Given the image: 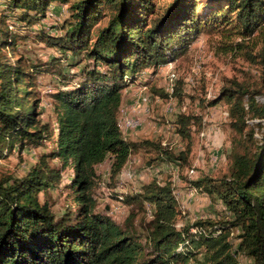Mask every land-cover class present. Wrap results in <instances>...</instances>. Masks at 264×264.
Here are the masks:
<instances>
[{"label": "trees", "instance_id": "1", "mask_svg": "<svg viewBox=\"0 0 264 264\" xmlns=\"http://www.w3.org/2000/svg\"><path fill=\"white\" fill-rule=\"evenodd\" d=\"M0 160L25 148H38L52 139L53 147L37 157L23 177L0 178V264H264V47L248 55L260 68L261 87L231 81L220 98L229 104V126L238 136L232 143L227 173L201 176L194 190L219 202L225 219L197 221L178 227L181 217L170 182L153 179L122 195L129 209L122 224L104 210L97 212L96 167L110 160L114 182L132 155L154 149L156 162L187 164L201 118L179 115L175 133L186 142L175 155L148 140L131 141L117 126L122 92L138 74L175 61L203 32L231 20L242 38L264 26V0H171L162 13L154 0H0ZM53 3L66 6L69 23L64 35L45 31L36 40L88 63L75 75L59 73L63 88L51 93L55 129L40 123L38 105L29 89L30 75L2 59L1 51L15 46L8 18L35 25ZM104 25L101 26V23ZM17 27V26H16ZM83 61V60H82ZM79 60L68 63L76 68ZM172 94H178L175 88ZM165 96V95H163ZM249 121H255L250 126ZM53 161L58 166H53ZM70 170L66 188L74 209L56 216L39 195L60 183ZM117 200V195H114ZM197 232L192 234L191 229ZM237 232L236 248L230 242ZM181 246V248H179Z\"/></svg>", "mask_w": 264, "mask_h": 264}, {"label": "rangeland", "instance_id": "2", "mask_svg": "<svg viewBox=\"0 0 264 264\" xmlns=\"http://www.w3.org/2000/svg\"><path fill=\"white\" fill-rule=\"evenodd\" d=\"M170 1L154 0L156 12L162 13ZM206 2L208 0H199L200 9H205ZM2 5L0 3V14H7L2 12L4 8ZM16 15L8 18V25L12 26L13 22L17 26L9 28V31L16 35L15 46L3 49L2 59L10 64L18 63L30 75L29 89L40 101L38 105L40 123L47 125L52 132L56 127V119L54 102L50 95L55 90L63 88L59 73L75 75L78 69L88 62L82 57L73 58L70 54L63 58L56 48L48 47L36 40L40 31L53 36L64 35L69 23L66 6L51 4L45 17L31 26L18 23ZM229 21L228 24H220L211 32L201 33L175 61L155 71L151 67L143 69L138 74L136 82L130 85L136 92L133 103L142 99L146 101L142 104L141 110L128 114L134 120L135 127L123 134L127 140L160 143L163 145L162 148H170L178 155L185 151L186 142L175 133L176 117L185 114L201 118V127L193 136L187 164L180 168L178 165L175 167L174 164L156 162L155 159L160 157L158 152L154 149H143L131 156L127 167L114 182H111L107 162L103 163L96 169L99 176L98 186L94 192L97 212L105 210L116 223L122 224L129 209L118 202L114 195L134 193L142 185L155 179L172 184L173 195L181 214L178 227L193 225L197 221L225 219L226 214L221 204L194 190L191 185V181L201 176L219 178L225 175L232 143L238 138L229 126V104L226 100H220L213 107L208 106V102L220 98L222 89L229 87L231 81L259 89L262 85L261 71L248 55H256L264 47V26L251 37L242 38L234 29L232 21ZM77 60L81 62L78 67L68 68V63ZM170 85L178 90V94H170L167 91ZM258 100L264 103L263 97H258ZM121 110L126 113V110ZM118 117L120 118V110ZM253 122L255 123L249 121L248 124L251 126ZM263 131L264 129L256 131V138ZM130 132H134V136H131ZM52 147L53 142L50 138L38 148L28 147L21 153L15 149L13 153L0 160V178L23 177L35 164L37 157ZM136 155L137 158L133 161ZM51 165L56 167L58 162L53 161ZM70 174L69 169L63 171L60 183L39 195L40 203L47 202L56 216L63 214L66 209H74L72 192L66 188ZM190 232L194 234L197 231L192 228ZM236 235L237 232L233 231L230 237L234 248L237 245ZM237 261L239 264L251 263L240 255Z\"/></svg>", "mask_w": 264, "mask_h": 264}, {"label": "built area", "instance_id": "3", "mask_svg": "<svg viewBox=\"0 0 264 264\" xmlns=\"http://www.w3.org/2000/svg\"><path fill=\"white\" fill-rule=\"evenodd\" d=\"M174 86L170 85L167 89V91L172 94L173 93ZM145 99H142L141 101H135L131 107V113H136L139 110H141L142 104L145 102ZM117 126L119 131L123 134L127 133L128 131L132 130L135 127L134 120L126 115V113H123V111L120 109V118L117 119ZM122 194H117V201L121 202ZM181 248V246L179 247Z\"/></svg>", "mask_w": 264, "mask_h": 264}, {"label": "crops", "instance_id": "4", "mask_svg": "<svg viewBox=\"0 0 264 264\" xmlns=\"http://www.w3.org/2000/svg\"><path fill=\"white\" fill-rule=\"evenodd\" d=\"M135 94H136V92H135V89H134L133 86L128 87V88H127L126 90H124V92L122 93V98H121V105H120V108L126 110L127 115H128V114H132L130 108L132 107V105H133L132 103H133V101L135 100ZM134 134H135L134 132H130V135H131V136H134ZM129 140H131V139H129ZM131 141H133V140H131ZM130 158H131V157H130ZM130 158H129V160L127 161V163L125 164L123 170L127 167L128 163H129V161H130ZM136 158H137V155L133 157V161H134ZM105 162H107V168L109 169V167H110V160L107 159V160H105ZM105 162H103V163H105ZM103 163H102V164H103ZM102 164H101V165H98V166L96 167V169H98V167L102 166ZM119 176H120V175H119ZM128 176H129V178H130V175H129V174H128Z\"/></svg>", "mask_w": 264, "mask_h": 264}, {"label": "water", "instance_id": "5", "mask_svg": "<svg viewBox=\"0 0 264 264\" xmlns=\"http://www.w3.org/2000/svg\"><path fill=\"white\" fill-rule=\"evenodd\" d=\"M107 210V209H106Z\"/></svg>", "mask_w": 264, "mask_h": 264}]
</instances>
